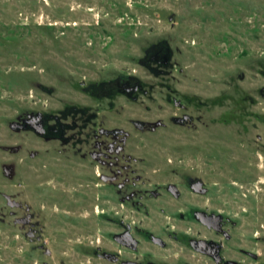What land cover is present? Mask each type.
I'll return each instance as SVG.
<instances>
[{
  "label": "rangeland",
  "instance_id": "obj_1",
  "mask_svg": "<svg viewBox=\"0 0 264 264\" xmlns=\"http://www.w3.org/2000/svg\"><path fill=\"white\" fill-rule=\"evenodd\" d=\"M165 41L174 69L164 75L178 91L202 99V120L196 129H161L132 139L190 140L196 147L189 154L227 158L222 162L228 168L216 170L235 181L229 195L239 229L264 232V0H0V264L41 261L39 251L18 237L6 199L9 191L21 193L26 150L35 149L38 138L15 132L11 122L25 112L84 101L81 81L120 69L157 81L142 59ZM154 92L162 106L135 113L126 107L125 125L132 116L170 114L161 100L166 90ZM147 144L142 155L175 154ZM7 164L15 165L14 185ZM262 257L252 264H264Z\"/></svg>",
  "mask_w": 264,
  "mask_h": 264
},
{
  "label": "flooded vegetation",
  "instance_id": "obj_2",
  "mask_svg": "<svg viewBox=\"0 0 264 264\" xmlns=\"http://www.w3.org/2000/svg\"><path fill=\"white\" fill-rule=\"evenodd\" d=\"M155 47L142 62L157 81L120 69L81 81L84 101L16 118L22 128L15 132L34 134L38 146L26 150L21 193L9 191L6 199L18 237L39 251L40 264H252L263 258L264 232L240 231L229 195L235 181L216 170L228 168L227 158L189 154L196 147L190 140L132 139L196 129L202 120V99L178 91L164 75L174 69L168 41ZM157 88L166 90L161 100L170 114L132 116L125 125L127 110L161 104L154 101ZM147 143L175 154L142 155ZM16 176H8L13 185Z\"/></svg>",
  "mask_w": 264,
  "mask_h": 264
},
{
  "label": "water",
  "instance_id": "obj_3",
  "mask_svg": "<svg viewBox=\"0 0 264 264\" xmlns=\"http://www.w3.org/2000/svg\"><path fill=\"white\" fill-rule=\"evenodd\" d=\"M173 18V16H171V19ZM38 114H36L35 116H37ZM37 119V118H34V120ZM36 121V120H35ZM11 127L14 129V130H19L20 128H22L21 126H19V122L18 121H12L11 122ZM6 149H10L9 147H6ZM19 147H13L12 150L13 151H18ZM4 170H5V174L7 176H10V175H13L15 174L16 172V168H15V165L14 164H7V165H4Z\"/></svg>",
  "mask_w": 264,
  "mask_h": 264
}]
</instances>
